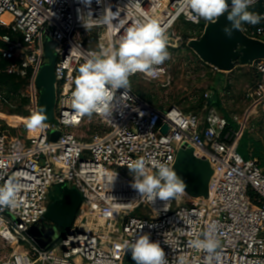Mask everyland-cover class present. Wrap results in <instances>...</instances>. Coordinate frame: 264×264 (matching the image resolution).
I'll return each mask as SVG.
<instances>
[{
  "label": "built area",
  "instance_id": "2783aa9c",
  "mask_svg": "<svg viewBox=\"0 0 264 264\" xmlns=\"http://www.w3.org/2000/svg\"><path fill=\"white\" fill-rule=\"evenodd\" d=\"M106 10L107 22L83 26L82 15L90 12L99 20ZM249 11L264 16V0H254ZM191 17L181 0H92L90 7L82 0H0L6 72L34 82L47 62V38L56 43L58 55L54 122L30 139L0 131V185L14 180L20 188L16 206L0 208V241L12 250L0 264H126L128 251L121 246L141 234L160 243L168 264H176L180 256L187 264H205L206 254L189 241L210 230L220 241V258L213 264H264V169L239 150L241 130L254 136L258 124L264 134V59L246 65L255 73L244 95L253 107L249 120L228 116L209 94L199 112H185L177 106L159 109L131 87L120 101L124 90H117L111 117H81L71 105L80 66L102 48L118 46L128 28L155 19L167 36L180 22L203 30L211 23ZM241 31L264 42V19L243 24ZM166 74L162 64L155 74L132 76L160 81ZM53 132L60 134L56 141L51 140ZM185 146L212 168L208 197L186 193L171 199L167 210L164 201L140 197L131 187L128 165L144 158L149 167L160 161L173 169ZM62 186L81 193V207L68 231L53 240L44 236V243H50L46 248L30 230L46 224L54 189Z\"/></svg>",
  "mask_w": 264,
  "mask_h": 264
},
{
  "label": "clouds",
  "instance_id": "9594fccd",
  "mask_svg": "<svg viewBox=\"0 0 264 264\" xmlns=\"http://www.w3.org/2000/svg\"><path fill=\"white\" fill-rule=\"evenodd\" d=\"M90 7L92 0H82ZM254 0H181L183 8L187 9L193 19H204L216 22L219 17L226 16L229 22L223 32L231 38L234 31H241L243 24L256 25L264 16L249 11ZM81 20L86 29L92 27V22H107L108 10L99 20H93L89 12L82 15ZM170 59L167 50L166 30L155 19L138 22L128 28L120 38L118 46L112 50L101 49L97 54L80 66L74 80V90L71 95V105L76 113L91 117L93 114L112 116L117 107L116 92L121 93L119 101L130 92V77L136 73L155 74L156 66ZM26 127L33 131L45 126L47 116L43 107L30 114ZM133 175L131 187L140 197H146L150 202L157 199L165 202V210L169 201L185 194L186 184L183 179L165 162L155 161L149 167L144 158L135 160L128 165ZM154 169V171H153ZM19 184L9 180L0 185V208L15 207L19 196ZM189 246L205 253V264L219 261L220 241L211 230L194 236ZM131 253L135 264H168L166 253L158 241H152L149 234H141L134 239L125 241L121 246ZM176 264H187L184 256L177 259Z\"/></svg>",
  "mask_w": 264,
  "mask_h": 264
},
{
  "label": "rangeland",
  "instance_id": "374dc122",
  "mask_svg": "<svg viewBox=\"0 0 264 264\" xmlns=\"http://www.w3.org/2000/svg\"><path fill=\"white\" fill-rule=\"evenodd\" d=\"M203 31V28L184 22L173 27L167 35L170 59L163 64L167 68L166 76L160 81L147 80L141 75L131 76L129 79L132 90L159 109L177 106L185 112H199L206 94H209L228 116L237 115L249 120L253 107H250L244 95L255 81L254 70L249 66L238 65L233 75L229 79L226 78L228 82L222 90L217 85L218 71L203 61L189 44L192 39L200 38ZM4 48L5 46L0 43V94L3 97L0 102V131L10 136L30 139L38 134L39 129L28 130L27 118L37 111L41 91L35 81L18 79L6 72L7 62L1 55ZM225 73L228 72L223 74ZM256 128L258 129L252 131L254 136L248 135L253 141L250 140L244 150L264 169V134L258 124ZM57 188L54 189L52 196L56 195ZM45 225L51 226L49 222ZM51 228H56V237L64 231L57 227ZM11 252L12 250L4 248L0 241V259ZM126 264H135L130 252L127 253Z\"/></svg>",
  "mask_w": 264,
  "mask_h": 264
},
{
  "label": "water",
  "instance_id": "95a60500",
  "mask_svg": "<svg viewBox=\"0 0 264 264\" xmlns=\"http://www.w3.org/2000/svg\"><path fill=\"white\" fill-rule=\"evenodd\" d=\"M228 23L226 16H221L216 22L209 23L200 38L189 42L195 53L220 71H231L237 65L246 66L258 59H264V42L250 39L242 31H234L229 38L223 32V28ZM44 46L47 62L39 69L35 84L41 91L37 110L44 108L47 116L46 124L55 120L57 100L55 67L58 55L54 52L56 43L52 39L47 38ZM59 135L58 132H53L51 140L56 141ZM173 170L185 182V192L189 196L208 197L212 168L205 159L196 158L191 148L185 146L179 151ZM81 203V193L75 188L64 186L61 198L50 204L45 218L62 230L68 231L75 221ZM30 233L46 248L50 246V243H44V236L50 235V240L56 237V230L47 228L45 225H42L41 230L39 226H33Z\"/></svg>",
  "mask_w": 264,
  "mask_h": 264
},
{
  "label": "crops",
  "instance_id": "0c3cea01",
  "mask_svg": "<svg viewBox=\"0 0 264 264\" xmlns=\"http://www.w3.org/2000/svg\"><path fill=\"white\" fill-rule=\"evenodd\" d=\"M237 67H238V65L233 69V70H231V71H218L217 73H219V74H216L217 76H218V82H217V85L218 86H220L221 88H222V90H223V87L225 86V85H227V82L228 81H226V80H228L230 77H231V75H233V72L237 69ZM224 72H228V73H225V74H223ZM220 73H222V74H220ZM226 78H228V79H226ZM219 83V84H218ZM217 86V87H218ZM222 108V107H221ZM63 187L64 186H62V187H58L57 189L60 191V192H58V197L57 198H55V199H53L51 202H50V204L52 203V202H54L55 200H57V199H59V198H61V195H62V189H63ZM67 187H69V186H67ZM69 188H73V187H69ZM76 189V188H75ZM50 204H49V207H50ZM49 207H48V210H49ZM81 207V206H80ZM79 210H80V208H79ZM79 210H78V213H77V216H76V218L78 217V214H79ZM48 212V211H47ZM47 214V213H46ZM76 218H75V220H76ZM47 220V219H46ZM49 222V225H51V226H47V225H45V226H47V228H51V227H57V228H60V227H58L57 225H55L54 223H52V222H50L49 220H47V223ZM75 222V221H74ZM46 223V224H47ZM74 224V223H73ZM56 229V228H55Z\"/></svg>",
  "mask_w": 264,
  "mask_h": 264
},
{
  "label": "trees",
  "instance_id": "16d2710c",
  "mask_svg": "<svg viewBox=\"0 0 264 264\" xmlns=\"http://www.w3.org/2000/svg\"><path fill=\"white\" fill-rule=\"evenodd\" d=\"M4 46H5V45H4ZM5 47H6V46H5ZM4 49H5V48H4ZM210 100H211L212 103H214V104L216 105V103H215L216 100H214V99H212V98H211ZM203 105H204V102H203ZM203 105H202V107H203ZM217 106H218V105H217ZM218 107H219V106H218ZM200 110H201V109H200ZM224 112H225V111H224ZM225 113H226V112H225ZM234 126H235L236 128H238V129H240V127H239L238 125L234 124ZM241 132H242V140H241V144H240V148H239L240 153L243 155V157H244L245 159L253 158V157L249 156V155L247 154V152L244 150L245 147L247 146L248 142H249L250 140L253 141V139L248 137V134H247L246 131L241 130ZM58 192H60V191L57 189V190H56V195L53 196V197L57 198V197H58V196H57ZM55 198H54V199H55Z\"/></svg>",
  "mask_w": 264,
  "mask_h": 264
},
{
  "label": "bare ground",
  "instance_id": "6f19581e",
  "mask_svg": "<svg viewBox=\"0 0 264 264\" xmlns=\"http://www.w3.org/2000/svg\"><path fill=\"white\" fill-rule=\"evenodd\" d=\"M185 194H186V192H185Z\"/></svg>",
  "mask_w": 264,
  "mask_h": 264
}]
</instances>
